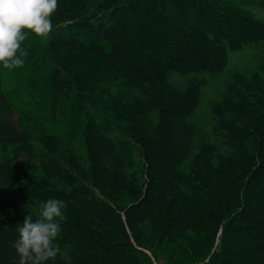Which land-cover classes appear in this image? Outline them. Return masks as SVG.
I'll list each match as a JSON object with an SVG mask.
<instances>
[{"label": "trees", "instance_id": "obj_1", "mask_svg": "<svg viewBox=\"0 0 264 264\" xmlns=\"http://www.w3.org/2000/svg\"><path fill=\"white\" fill-rule=\"evenodd\" d=\"M52 23L0 63V264L49 199L66 220L47 264H264V66L224 84L209 133L195 119L264 21L230 0H59Z\"/></svg>", "mask_w": 264, "mask_h": 264}, {"label": "clouds", "instance_id": "obj_2", "mask_svg": "<svg viewBox=\"0 0 264 264\" xmlns=\"http://www.w3.org/2000/svg\"><path fill=\"white\" fill-rule=\"evenodd\" d=\"M58 7L59 0H0V63L4 68L23 65L27 51L21 42L27 38L26 32L48 36ZM64 208L63 201L49 199L41 203L39 218L33 220L31 214L25 217L14 245L18 264H47L55 260L60 251L56 238L62 231L61 222L66 220Z\"/></svg>", "mask_w": 264, "mask_h": 264}, {"label": "rangeland", "instance_id": "obj_3", "mask_svg": "<svg viewBox=\"0 0 264 264\" xmlns=\"http://www.w3.org/2000/svg\"><path fill=\"white\" fill-rule=\"evenodd\" d=\"M239 10L252 13L254 17L264 21V0H230ZM264 66V41L258 44H248L240 50L228 52V62L223 72L204 76V87L202 89V102L196 113V121L207 134L210 129V107L211 103L220 95L224 84L233 79L243 76L249 77L253 72H260ZM186 77L172 75L171 81L177 86H183ZM10 122L17 126V114L11 113ZM156 264H164L162 261Z\"/></svg>", "mask_w": 264, "mask_h": 264}]
</instances>
